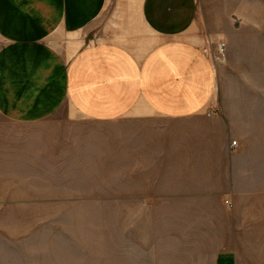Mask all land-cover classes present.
<instances>
[{
  "label": "crops",
  "instance_id": "obj_1",
  "mask_svg": "<svg viewBox=\"0 0 264 264\" xmlns=\"http://www.w3.org/2000/svg\"><path fill=\"white\" fill-rule=\"evenodd\" d=\"M107 3L0 0V127L33 128L62 108L125 131L101 167L198 174L175 242L206 244L191 264H243L264 218V0H142L136 47L96 36ZM5 152L37 174L33 137Z\"/></svg>",
  "mask_w": 264,
  "mask_h": 264
},
{
  "label": "rangeland",
  "instance_id": "obj_2",
  "mask_svg": "<svg viewBox=\"0 0 264 264\" xmlns=\"http://www.w3.org/2000/svg\"><path fill=\"white\" fill-rule=\"evenodd\" d=\"M141 6L142 0H108L96 36L112 31L136 47L147 35ZM214 55L221 64L223 57ZM110 128L62 108L33 128L0 127V264H191V256L206 252V244L197 253L199 244L175 242L184 230L174 221L188 214L191 197L196 200L198 174L103 169L102 159L124 150L115 140L125 139V131ZM22 137H33L37 174L17 172L20 164L5 152ZM259 221L247 235L253 242L245 245L243 264H264V218Z\"/></svg>",
  "mask_w": 264,
  "mask_h": 264
},
{
  "label": "built area",
  "instance_id": "obj_3",
  "mask_svg": "<svg viewBox=\"0 0 264 264\" xmlns=\"http://www.w3.org/2000/svg\"><path fill=\"white\" fill-rule=\"evenodd\" d=\"M225 50H226V43L225 42H220V44H218V53H219L218 56L220 58L224 56ZM231 146L234 147V148H238V141L237 140H233ZM226 203L228 205H230V206L232 205L229 200H227Z\"/></svg>",
  "mask_w": 264,
  "mask_h": 264
}]
</instances>
